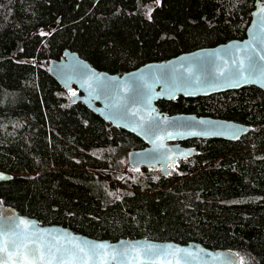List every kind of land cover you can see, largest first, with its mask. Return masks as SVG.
<instances>
[{
	"label": "trees",
	"instance_id": "1",
	"mask_svg": "<svg viewBox=\"0 0 264 264\" xmlns=\"http://www.w3.org/2000/svg\"><path fill=\"white\" fill-rule=\"evenodd\" d=\"M264 0H0V205L112 242H196L264 264V92L255 87L158 103L168 115L244 124L239 142L190 140L169 177L133 170L146 145L89 110L49 74L66 50L123 75L244 40ZM48 30L41 35L39 31Z\"/></svg>",
	"mask_w": 264,
	"mask_h": 264
},
{
	"label": "water",
	"instance_id": "2",
	"mask_svg": "<svg viewBox=\"0 0 264 264\" xmlns=\"http://www.w3.org/2000/svg\"><path fill=\"white\" fill-rule=\"evenodd\" d=\"M264 2L257 1L244 40H232L213 48L184 53L162 62H151L123 75L99 71L75 52L66 50L61 60L49 63L50 76L71 95L74 104L82 103L102 120L116 129L135 135L146 145L128 156L133 170H153L169 177L180 161L199 153L182 143L190 140L241 141L252 128L234 121L199 117L195 114L168 115L159 110L161 101L207 98L231 91L255 87L264 92ZM252 57L251 62L248 57ZM244 62V77L240 83L228 78ZM253 67L249 69V64ZM225 76H220V72ZM0 184L9 183L15 176L0 170ZM28 225L15 227L19 221ZM0 230L9 241L21 244L26 237L43 241L65 255L87 245L106 246L102 255L89 258L88 264H241L240 257L226 250H211L200 243L182 245L176 242L154 241L147 238L121 239L115 242L75 233L61 225H43L38 219L20 214L16 209L0 205ZM59 241V244H56ZM30 246L31 243L28 241ZM152 245L160 254L145 249ZM11 250L12 245H9ZM190 253V255H189ZM115 256V259L112 257ZM8 264H25L21 256ZM54 264H59L55 261ZM77 264H83L77 261Z\"/></svg>",
	"mask_w": 264,
	"mask_h": 264
},
{
	"label": "snow or ice",
	"instance_id": "3",
	"mask_svg": "<svg viewBox=\"0 0 264 264\" xmlns=\"http://www.w3.org/2000/svg\"><path fill=\"white\" fill-rule=\"evenodd\" d=\"M264 11V9H262ZM260 59L264 60V56H261ZM248 60L251 62L252 57H248ZM253 65L249 64V69ZM244 62H240V66L236 69L234 73L229 74L228 78L234 80L236 84L240 83L241 78L244 77ZM220 76H225V72H220ZM75 95V93H73ZM3 177H0L2 179ZM20 225H28L24 229V232H28L29 228L32 226L28 224L27 221L21 220L18 224H15V227L19 228ZM31 243V246L29 242ZM12 245L10 250L9 245ZM56 244H59V241H56ZM78 248V252L82 253V256H78L76 252H72L65 255L67 250L62 251L60 247L55 248L53 252V246L51 244H46L43 241H37L32 239L30 236L25 238V241L21 244H17L15 241H9L6 234L0 230V264H8V260L4 259V255H7L9 259L14 256H21L25 264H54L55 261H59V264H77V261H82L83 264H88L89 258L96 259L101 256L103 253L101 250H105L106 246L103 244H92L87 245V251L84 247L75 246ZM148 253L152 255L160 254V250L154 248L152 245H147L145 249ZM190 255V253H189ZM116 257L113 256L112 259ZM13 264H16V261H13Z\"/></svg>",
	"mask_w": 264,
	"mask_h": 264
},
{
	"label": "rangeland",
	"instance_id": "4",
	"mask_svg": "<svg viewBox=\"0 0 264 264\" xmlns=\"http://www.w3.org/2000/svg\"><path fill=\"white\" fill-rule=\"evenodd\" d=\"M39 33L41 34V35H47V34H49V31L48 30H41V31H39ZM49 66V65H48Z\"/></svg>",
	"mask_w": 264,
	"mask_h": 264
}]
</instances>
